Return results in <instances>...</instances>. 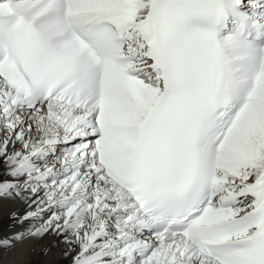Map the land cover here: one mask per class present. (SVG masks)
Masks as SVG:
<instances>
[{"label":"snow or ice","instance_id":"6c2138e0","mask_svg":"<svg viewBox=\"0 0 264 264\" xmlns=\"http://www.w3.org/2000/svg\"><path fill=\"white\" fill-rule=\"evenodd\" d=\"M5 201L2 249L264 264V0H0Z\"/></svg>","mask_w":264,"mask_h":264},{"label":"bare ground","instance_id":"6f19581e","mask_svg":"<svg viewBox=\"0 0 264 264\" xmlns=\"http://www.w3.org/2000/svg\"><path fill=\"white\" fill-rule=\"evenodd\" d=\"M23 210L24 207L19 202H3L0 206V235H7L21 227L13 224L10 213ZM52 240L53 237L47 236L40 241H22L12 249L0 248V264H68L67 259L60 254L63 245L52 248L47 255L44 254L43 250L51 246Z\"/></svg>","mask_w":264,"mask_h":264}]
</instances>
